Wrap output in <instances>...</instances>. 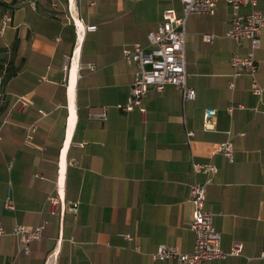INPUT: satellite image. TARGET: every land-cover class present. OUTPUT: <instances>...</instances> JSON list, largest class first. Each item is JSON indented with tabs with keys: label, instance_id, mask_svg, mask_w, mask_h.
<instances>
[{
	"label": "crops",
	"instance_id": "crops-1",
	"mask_svg": "<svg viewBox=\"0 0 264 264\" xmlns=\"http://www.w3.org/2000/svg\"><path fill=\"white\" fill-rule=\"evenodd\" d=\"M257 8L264 13V0ZM166 9L183 14L180 0H0V264H177L151 253L159 243L193 248L191 160L217 167L205 207L221 249L242 244L239 254L205 264H264V92L253 95L246 74L228 86L232 7L218 0L213 14L185 19L193 98L167 84L148 90L144 113L120 108L137 70L123 50L147 48ZM3 16L10 20L1 29ZM248 50L244 41L239 52ZM254 56L264 87V27ZM20 97L29 101L23 111ZM207 109L216 111L212 128L203 126ZM225 141L232 161L213 152ZM49 194L63 197V215L60 205L50 212ZM8 196L13 210L4 206ZM42 220L30 253L19 251L13 227Z\"/></svg>",
	"mask_w": 264,
	"mask_h": 264
},
{
	"label": "built area",
	"instance_id": "built-area-1",
	"mask_svg": "<svg viewBox=\"0 0 264 264\" xmlns=\"http://www.w3.org/2000/svg\"><path fill=\"white\" fill-rule=\"evenodd\" d=\"M182 3V16H177L173 9H166L162 14V20L156 28L147 34L148 47H143L139 43L133 44L131 48L123 50V59L127 63H133L137 66L134 72L130 95L125 105L120 106L122 110H132L137 107L140 113H144L145 107L142 103L148 90L153 88L161 91L167 84H171L182 90L183 100L194 97L195 90L187 86V72L185 61V19L191 14H213L218 0H180ZM233 9L230 16V27L225 32V36L230 38L235 48L229 57V63L232 67L231 80L228 86L233 89L235 80L243 74L250 78V92L261 99L264 87L257 79L256 72L258 62L255 59L254 52L260 47L261 29L264 27V13L257 8V0H225ZM247 7L246 13H241V8ZM10 20L8 16H3L1 29H4L6 23ZM86 30H95L96 25L85 26ZM215 35L212 33H203L204 42H213ZM244 41L249 42V50L245 54L239 52V48ZM18 109L23 111L29 101L25 97L18 100ZM4 98L0 94V106L3 105ZM239 107L243 108L242 104ZM44 114L43 111H39ZM216 111L207 109L203 115V126L205 128L213 127V117ZM97 117L104 119L105 113L96 114ZM34 124L26 127V138H32V128ZM187 134H190L188 132ZM1 139V136H0ZM233 145L230 141L214 144L213 152L223 153L229 161H232ZM192 181L189 187V200L193 205L192 219L190 229L193 231V248L190 252H182L177 246L159 243L151 253L153 260H165L173 258L177 264H205L206 261L225 258L227 255H237L242 251V244L234 242L229 252L221 249L220 233L213 225V214L206 209V188L213 182L217 167L211 162H197L191 160ZM203 174V181L197 179L198 174ZM47 201L50 205V212L63 215L65 203L63 197L59 194H49ZM72 203V202H71ZM75 206L76 203H73ZM7 209L13 210L14 204L7 197L4 202ZM74 209V208H71ZM47 221L42 220L33 228L25 225H16L12 229V234L18 239V250L25 254L30 253L29 243L41 237V231ZM3 230L0 226V234ZM124 237L131 239L129 234Z\"/></svg>",
	"mask_w": 264,
	"mask_h": 264
}]
</instances>
